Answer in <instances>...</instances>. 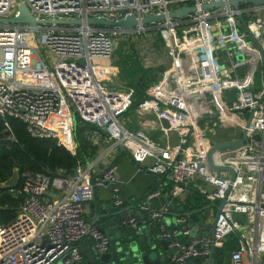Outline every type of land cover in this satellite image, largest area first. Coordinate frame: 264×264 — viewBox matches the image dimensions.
<instances>
[{
  "label": "built area",
  "instance_id": "built-area-1",
  "mask_svg": "<svg viewBox=\"0 0 264 264\" xmlns=\"http://www.w3.org/2000/svg\"><path fill=\"white\" fill-rule=\"evenodd\" d=\"M24 1L39 19L77 17L86 20L93 16L120 19L131 15L141 19L147 12L168 15L170 10L183 5L199 6L211 0ZM18 3V0H0V17L18 15ZM241 7L247 21L245 30L237 17L239 11L229 4L199 10L186 18H169L133 28V32L145 33L146 37L153 31L166 32L171 47L174 35L181 28L180 45L206 51V64L199 65L197 75H187L183 62H176L182 67L177 66L163 76L169 87L167 92L154 83L150 95L139 103L141 109L160 117L163 95L171 97L176 106L171 118L181 131L180 143L171 156L160 151L145 129L129 128L122 119L133 106L135 88L127 87V91L120 92L106 84L115 74L113 58L116 37L123 35L121 29L85 24H38L34 32L28 24L0 22V116L7 139L17 141L8 121L16 118L24 122L32 136L56 139L58 146L65 145L76 152L73 123L78 115L94 125L90 137L95 142L104 138L110 143L109 149L125 146L137 161L148 155L155 156L147 170L175 180L171 197L184 201V191L194 177L200 176L214 185L212 190L199 187L201 194L210 201L227 198L218 215L213 237L191 236V229L183 228L188 222L184 216L173 230L161 224V236L178 249L173 264L210 258L212 247H223L232 233L238 235V247L231 252V264H264V87H256L254 71L242 77L237 73L243 62H254L261 57L250 36L257 41L263 38L264 6L245 2ZM192 33L196 45L192 43ZM227 42L240 52H249V57L238 59L237 63L230 60L222 68L225 57L237 54L230 50ZM223 47L225 50L219 57L217 51ZM230 88L234 89L230 95L233 96L231 104L214 112L212 96L222 97ZM193 90H200L202 94L193 98ZM201 100L206 104L199 103ZM214 113L218 114L217 122L234 126L236 131H242L249 114L252 115L247 140L238 147L219 150L213 155L215 163L234 167V180L227 171H222L225 173L222 175L219 171L210 174L206 163L210 140L203 136L211 132V127L202 130L199 125L202 122L197 119ZM64 132L71 137L70 141L65 140ZM218 133H212L215 138L210 146L240 137V133L229 138ZM199 137L202 138L200 146ZM202 146L205 149L199 150ZM193 147L197 150L193 151ZM178 153H182L180 159H176ZM86 162L74 175L25 172L21 186L10 188L12 193L23 197V203L11 222L0 223V264H77L83 259L79 244L86 239H94L101 251L108 249L110 238L88 222L84 213L86 203L98 186L111 187L115 205H124L120 197L118 163L112 162L95 174L96 164L91 160ZM52 192L57 196L50 199L47 194ZM160 194L161 190L155 189L146 198ZM139 205L154 218H163L167 210V205L153 209L146 201ZM235 213L244 214L246 218L237 219L233 216ZM130 218L129 223L136 228L138 218ZM240 227L243 229L235 231Z\"/></svg>",
  "mask_w": 264,
  "mask_h": 264
},
{
  "label": "crops",
  "instance_id": "crops-1",
  "mask_svg": "<svg viewBox=\"0 0 264 264\" xmlns=\"http://www.w3.org/2000/svg\"><path fill=\"white\" fill-rule=\"evenodd\" d=\"M264 14V13H263ZM158 36H161L160 38H157ZM182 29L180 28L176 35H174L173 38V47H171L168 43L166 32L161 31H155L151 33V35H147V44H143V46H140L137 43H134L132 41V49L130 48V45L126 43L127 41H123L116 46L119 48L120 44L122 43V46L124 49L123 53L118 54L117 52L114 55L113 58V64L115 67V74L113 77L108 79L107 86H109L111 89H115V91H127L128 88H135L134 94H133V103L135 100V93H136V87L134 84L138 82H142L143 77L148 80V78H152V82L149 83L148 88L146 89L145 94L150 95V92L154 88V83L160 85L164 89L165 92L168 90V85H166V81L164 80L163 76L167 72H171V70H174L175 68L184 66L186 70L187 75H195L196 70L198 69L199 65H205L207 57L205 56L206 51L203 48H196V49H188V47H184L181 44L182 42ZM194 33H192V43L196 45V41L193 38ZM157 38V39H156ZM180 38L181 40H178ZM130 43V42H129ZM127 44V45H126ZM136 44L138 46H136ZM259 44L263 48L264 53V35L261 40L258 41V44L252 42V45L257 48L261 54V50L259 47ZM126 45V46H125ZM115 47V48H116ZM121 50V48H119ZM116 50V49H115ZM117 51V50H116ZM246 54V58L249 56V52H242ZM241 54V55H242ZM237 55V54H235ZM235 55H233L232 60L234 62H238V59H235ZM240 55H237V57ZM125 57V60H129V63H123L122 65L118 63L119 59H123ZM138 60V65H135L134 67V61ZM242 58H240L241 60ZM176 62L182 63L177 65ZM223 62V61H222ZM224 63V62H223ZM134 67L131 71L130 68ZM196 67V69H195ZM160 68H163V70H160ZM238 75L241 77L246 75V73H249L251 71H254V82L256 84L257 88H262V82H260L259 78L260 76L264 75V63L262 61V58L259 57L258 60L253 61H246L243 62L240 67H238ZM155 73L158 74V77L155 78ZM260 74V75H259ZM197 75V74H196ZM146 81V80H144ZM232 93H234V89L230 88L227 92L224 93L222 97L212 96V102L213 104V111L218 112L222 108L228 107L229 104H231V100H233V96H230ZM147 98V97H146ZM144 100V99H143ZM142 100V101H143ZM141 102V101H140ZM139 102V103H140ZM162 104V116H158L155 112L152 111H144L140 108V104L138 106H134V108H130L127 112L124 113L122 116V119L126 123V125L129 128L134 127H140L145 129V131L149 134L151 139H154L155 142H157L159 149L165 156H171L177 149V145L180 143V137H181V131L179 128L176 127V123L171 118V113L173 112L174 108L176 107L172 103V99L168 95H163V98L161 100ZM134 105V104H133ZM80 119V120H79ZM218 119V118H217ZM217 119H205V121H201L202 123L199 124L202 127V130L205 131L208 130L206 127H211L209 131L214 133L213 131L216 129H220L215 131L218 133V135H221L220 133L227 135L229 138L232 136L233 131H236V128L234 126L226 128H222L221 122H217ZM76 121H74L73 126V132H74V141L75 148H77L78 144H76L75 140V131L78 125L87 124L85 120H83L80 116H76ZM217 123V125H216ZM90 124V123H89ZM92 125V124H90ZM93 129L87 130L86 133L87 138L90 140L91 143L94 145H99V148L97 149V152L89 157V160L91 162L95 163V174H97L98 171L103 170L106 168L110 163L117 162L118 163V178L120 180L119 186H120V197L124 200V207L129 210L132 214H136L138 207H131L139 205L142 202H147L149 206L153 209L160 208L164 205H167V198H171V202H174L175 200H180L181 198L178 197H171V191L174 189L175 186V180L171 179L169 177H165L163 175L159 174H153L147 170V167L154 163L155 156L148 155L144 158L142 161H137L134 159L130 152L122 151L120 148L116 149H109L110 143L102 139V141L95 142L91 137L90 134ZM220 126V127H219ZM164 129H168V132H166ZM204 131H201V134H203ZM199 134V133H198ZM208 141L215 138L213 135L212 137L205 135L203 136ZM202 138L199 137L198 145H201ZM205 140V141H207ZM204 141V142H205ZM213 141V140H212ZM210 142L208 144V147H210ZM205 145V143H203ZM199 150L205 149L202 147L198 148ZM197 149L193 147V151H196ZM87 162L84 161L83 163L79 164V166L85 165ZM78 167L76 168L74 174L78 171ZM72 174V175H74ZM203 186V188L207 190H212L214 188V185L211 183L205 182V180L200 177L196 176L194 177V180L192 181L191 185L184 191L183 196L186 198L185 200L187 202H184L185 205L188 207V209H193L194 206L191 204V199H193V196H197L201 193L199 190V187ZM155 189H160L161 194L157 195L153 198L147 199L148 193L151 191H154ZM199 192V193H198ZM57 194L55 192L47 194L48 198L56 197ZM96 200L99 202V210L105 211L107 207H111L113 205L112 200V190L109 186H98L96 188ZM182 200V199H181ZM184 200V201H185ZM203 202V201H202ZM215 204H218V202H215ZM204 205V203H199V206ZM85 218L94 217L96 215L95 209L92 207L91 202H87L85 206ZM119 206L112 208V211H116ZM215 206H212L210 209V214L215 213ZM144 215L147 214L143 212ZM138 214V213H137ZM203 213L198 214L201 215ZM173 218V217H172ZM192 221V219H191ZM193 222V221H192ZM142 224H146L145 222H142ZM145 228H149L150 225L146 224L143 225ZM207 229H204V232ZM197 236V235H196ZM229 239L226 241V245L229 242ZM90 240L86 239L84 242L87 244ZM224 245L223 247H220V249H217L214 251L215 256V262L214 264H231V252L234 248H231V244L228 246ZM211 259H205L202 260V262L198 264H210Z\"/></svg>",
  "mask_w": 264,
  "mask_h": 264
},
{
  "label": "water",
  "instance_id": "water-1",
  "mask_svg": "<svg viewBox=\"0 0 264 264\" xmlns=\"http://www.w3.org/2000/svg\"><path fill=\"white\" fill-rule=\"evenodd\" d=\"M17 12L18 15L11 16V17H0V22L12 23V24H28L33 28L34 32H37V25L38 24H85V25H97V26H104V27H113L117 26L119 29L122 30L123 34L131 35L133 32L134 26L140 25H149L152 22H161L167 20L169 18H186L190 13L197 12L199 10H207L210 8H219L222 6H226L229 4L233 6L239 12L237 13L238 19L241 21L242 30L247 28V21L242 13V5L245 2H248L254 6H264V0H211L207 3H201L199 6L196 4L194 5H183L176 10H170L168 15L165 13H146L143 18L137 19L134 16H127L125 18H109L106 16H93L92 18H88L84 20L83 18H57L56 20L53 19H39L36 18L33 13L30 11L29 7L27 6L24 0H18ZM252 41L258 44V41L253 37L250 36ZM227 45L230 47L232 52H237V55H241L242 53L238 50L237 47H231L232 45L227 42ZM261 50V58L264 63V53L263 48L259 44ZM225 48L218 49L217 55L220 57L222 56V52ZM237 55H235V59H237ZM233 57H225V65H222V68L232 60ZM163 70V68H160ZM158 77V74L155 73V78ZM264 78V75H263ZM193 98L195 95L202 94L200 90H193ZM199 103L202 105L206 104L205 100H201ZM205 111V110H204ZM206 118L208 119H217L218 114H210L203 118H198L197 121H204ZM251 113L246 120L245 127L242 131L238 130L237 133L233 132L232 134L240 133V137L237 139L229 140V141H222L215 143L210 146L209 150L206 153L205 159L206 163L209 168L215 171H227L231 173V178L234 180L235 176V169L231 165H223L215 163L213 159V155L219 150H225L229 148L238 147L243 144L247 139V129L251 124ZM1 119V116H0ZM76 121V120H74ZM222 128H228L227 123H221ZM105 133V130L102 129ZM217 131L215 129L213 132ZM122 151H127L125 146H120ZM182 157V153H178L176 155V159H180ZM19 170L15 169L12 176L8 178L5 182H3L5 187L14 188L17 187L19 184ZM112 190V188L110 187ZM203 203L202 206H197V203L193 201L191 205H194L193 209H188L184 202L186 200H175L171 202V198L166 197L167 199V210L163 212V218L152 217L149 213L145 214L140 205L131 206V207H138L142 213L132 214L130 212L129 219L125 218L124 213L129 212L124 205L119 206L116 211H112V208L117 207L115 203H113L112 208L107 207L106 210H99V202L96 200V189L94 190L90 202L92 203L93 209L96 211V215L94 217L86 218L88 222L95 225L98 229L104 231L108 237L110 238L109 247L105 251H101L95 246V240L91 239L87 244L82 241L79 244L80 251L83 254V259L77 264H173V257L175 254H178L177 247H173L170 245V241L167 238L161 236L160 233V226L164 224L170 229H175L177 225H179V218L181 216L187 217L188 222L187 224L183 225V228H193L192 221L198 214L203 213V217L199 218V226L200 229L197 232V237L199 239L204 237H213L216 223L218 219V215L222 212V209L226 203L227 198L216 199L215 201H210L205 194L202 195ZM218 202V204H215ZM212 206H215V217L210 220L211 214L210 209ZM146 213V212H145ZM134 216L138 218V225L136 228L132 227L129 223L130 217ZM235 218L245 219L246 215L235 213L233 214ZM173 217V218H172ZM209 218V219H208ZM192 219V221H191ZM143 220H145L146 224L150 225L149 228H145L146 224H142ZM204 229H207L204 232ZM243 229H235V231H239ZM220 249V247L213 246L211 249V263L214 264L215 262V254L214 251ZM209 259L208 257L205 258H194L187 261L185 264H198L201 263L202 260ZM56 264H64L56 263Z\"/></svg>",
  "mask_w": 264,
  "mask_h": 264
},
{
  "label": "trees",
  "instance_id": "trees-1",
  "mask_svg": "<svg viewBox=\"0 0 264 264\" xmlns=\"http://www.w3.org/2000/svg\"><path fill=\"white\" fill-rule=\"evenodd\" d=\"M157 38L161 39V36ZM156 38V39H157ZM152 78L145 79L135 85L136 93L134 106H138L139 102L148 97L145 94ZM146 80V81H144ZM13 133L17 141L7 139V132L3 120H0V223L11 222L22 206L23 197L18 196L10 191L9 187H5L3 182L10 178L15 169L19 170V184L21 186L23 174L25 172L38 173H61L64 175L74 174L79 164L89 160V157L94 155L99 148V145H94L87 138V130L93 129L89 123L78 125L75 131V140L78 144L76 152H72L67 146L57 144L53 138H36L31 135L27 126L22 120L9 118ZM70 141V140H69ZM199 193V192H198ZM203 194L199 193L198 197L193 196L191 201H195L197 206L203 203ZM191 202V203H192ZM191 205V204H190ZM194 206V205H193ZM187 207V206H186ZM188 208V207H187ZM231 248L238 247V235L232 233L229 237Z\"/></svg>",
  "mask_w": 264,
  "mask_h": 264
},
{
  "label": "rangeland",
  "instance_id": "rangeland-1",
  "mask_svg": "<svg viewBox=\"0 0 264 264\" xmlns=\"http://www.w3.org/2000/svg\"><path fill=\"white\" fill-rule=\"evenodd\" d=\"M154 32V31H153ZM155 33H156V31H155ZM36 36H39V34L37 33V35ZM128 41H127V40ZM127 41L126 43H128L129 45H130V48L132 49V41H134V43H137L138 41V44L140 45V46H143V44H147V38H146V34L145 33H137V32H133L131 35H127V34H123V35H120V36H118V37H116V46H118V44L120 43V41L121 42H123V41ZM33 41H35V39L33 40ZM130 42V43H129ZM36 44V43H35ZM127 45V44H126ZM125 45V46H126ZM37 46V45H36ZM136 46H138L137 44H136ZM119 48H121V50L119 49ZM119 48H117L116 47V50H115V53L117 52L118 54H120V53H123V50L122 49H124L123 48V46H122V43L120 44V46H119ZM39 50H41V54L42 55H44L43 54V50L40 48ZM246 57V54L245 53H243L242 55H240V56H238L237 57V59H240V58H242V59H244ZM124 58V60L121 58V59H119L118 60V63L119 64H123V63H129V60L127 59V60H125V57H123ZM134 61V67H136L135 65H138V60L137 59H135V60H133ZM102 62H105V61H102ZM134 67H132V68H130V71L134 68ZM260 75V74H259ZM259 80H260V82H262L261 84H262V87H264V82H263V76H260V78H259ZM106 84H107V82H106ZM80 120V119H79ZM208 136L210 137H212V133L210 132V133H208ZM209 173L211 174V173H215V170H213L212 168L211 169H209ZM218 174L219 175H222V174H225V173H223L222 171H219L218 172ZM228 175V174H227ZM137 213H142V211L141 210H139V209H137V211H136ZM203 214H201V215H199L198 217H196L195 219H193V222H192V224H193V228L191 229V233H190V235L191 236H196V234H197V232L199 231V229H200V226H199V218H202L203 216H202ZM215 215V213H212V215H211V217H210V220L213 218V217H215L214 216ZM124 216H125V218H127V219H129V216H130V212H125L124 213ZM209 219V218H208Z\"/></svg>",
  "mask_w": 264,
  "mask_h": 264
},
{
  "label": "bare ground",
  "instance_id": "bare-ground-1",
  "mask_svg": "<svg viewBox=\"0 0 264 264\" xmlns=\"http://www.w3.org/2000/svg\"><path fill=\"white\" fill-rule=\"evenodd\" d=\"M63 135H64V138H65V140H66L67 142H68L69 140H71V137L66 136L65 132L63 133Z\"/></svg>",
  "mask_w": 264,
  "mask_h": 264
}]
</instances>
